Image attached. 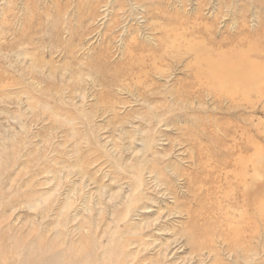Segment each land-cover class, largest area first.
<instances>
[{"label": "rangeland", "instance_id": "374dc122", "mask_svg": "<svg viewBox=\"0 0 264 264\" xmlns=\"http://www.w3.org/2000/svg\"><path fill=\"white\" fill-rule=\"evenodd\" d=\"M263 46L264 0H0V264H264V96L207 78Z\"/></svg>", "mask_w": 264, "mask_h": 264}, {"label": "bare ground", "instance_id": "6f19581e", "mask_svg": "<svg viewBox=\"0 0 264 264\" xmlns=\"http://www.w3.org/2000/svg\"><path fill=\"white\" fill-rule=\"evenodd\" d=\"M249 49H250V47H249ZM249 49H248V51H250ZM246 55H248V57ZM210 69L212 71L207 74V76H208L207 78H210L211 80L218 82V84H221V85L225 84L226 87L229 86L230 88H233L235 86H239V87L243 88V90H246L245 89V86H246V87H249V91H252L254 93H258L259 95L264 96V64L260 65L257 61H254L251 58H249V52H247V50L240 48L238 50V52H236L235 54L226 55V56L214 59L213 63H211ZM230 88H228V89H230ZM245 93L248 94L247 92H245ZM247 141L250 145L254 146V153L256 156L255 157L253 155L254 158L257 159L259 157V159L260 158L262 159L264 157L263 156L264 155V149H263L264 147L259 146L258 142L253 137H247ZM261 156H263V157H261ZM251 160H253V159H251ZM249 161H250V158H249ZM261 167H263V166H261ZM259 169H260V167H259ZM257 171L258 170H256V172ZM243 173H244V171H243ZM246 173H247V171H246ZM252 175H254V174H252ZM251 179H253V178H251ZM245 182L246 181H244V183ZM254 188L255 187L248 189V187L247 188L245 187V191L243 192V196L247 200V203L249 205H255V203L257 202V200L260 197V196H258V193H257L259 191L253 190ZM261 191H263V190H261ZM255 193H257V194H255ZM260 195H261V193H260ZM262 195H264V193ZM260 205H261L260 207L258 206L259 217H261L264 214V202L261 203ZM245 210H246V208H245ZM256 210H257V208H256Z\"/></svg>", "mask_w": 264, "mask_h": 264}]
</instances>
